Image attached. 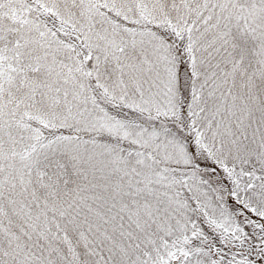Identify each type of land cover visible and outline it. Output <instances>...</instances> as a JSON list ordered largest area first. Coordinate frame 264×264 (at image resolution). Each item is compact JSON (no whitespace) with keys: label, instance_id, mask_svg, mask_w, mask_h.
Segmentation results:
<instances>
[{"label":"snow or ice","instance_id":"obj_1","mask_svg":"<svg viewBox=\"0 0 264 264\" xmlns=\"http://www.w3.org/2000/svg\"><path fill=\"white\" fill-rule=\"evenodd\" d=\"M0 264H264V0H0Z\"/></svg>","mask_w":264,"mask_h":264}]
</instances>
